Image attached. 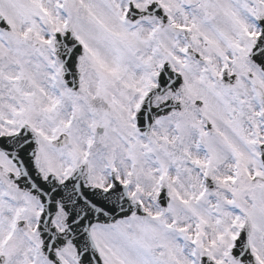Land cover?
<instances>
[{
  "label": "snow or ice",
  "instance_id": "obj_1",
  "mask_svg": "<svg viewBox=\"0 0 264 264\" xmlns=\"http://www.w3.org/2000/svg\"><path fill=\"white\" fill-rule=\"evenodd\" d=\"M0 264H264V0H0Z\"/></svg>",
  "mask_w": 264,
  "mask_h": 264
}]
</instances>
